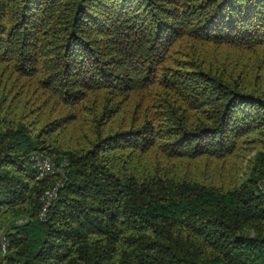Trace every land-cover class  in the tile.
Segmentation results:
<instances>
[{
    "label": "trees",
    "instance_id": "1",
    "mask_svg": "<svg viewBox=\"0 0 264 264\" xmlns=\"http://www.w3.org/2000/svg\"><path fill=\"white\" fill-rule=\"evenodd\" d=\"M185 40L264 50V0H0V264H264V92ZM19 82L67 109L15 116ZM243 142L230 184L180 168Z\"/></svg>",
    "mask_w": 264,
    "mask_h": 264
},
{
    "label": "rangeland",
    "instance_id": "2",
    "mask_svg": "<svg viewBox=\"0 0 264 264\" xmlns=\"http://www.w3.org/2000/svg\"><path fill=\"white\" fill-rule=\"evenodd\" d=\"M179 46V45H178ZM180 50L174 55L176 58L184 56V54H194L203 56L205 63H211V67L217 66L218 69L224 75L229 74L233 77L238 76L237 80L240 82H246L251 88L257 92H264V50L263 48H256L255 50L231 47L228 44H212V43H201L192 40H185L180 42ZM177 47V46H176ZM15 76V75H13ZM0 76V82H13L8 78L3 79ZM18 82V79H15ZM15 85L10 91V95H13V101L10 103L15 108V116L20 113L27 118H52L54 115L64 112L67 106L59 102L58 98H47L42 101L44 95L38 89V87L33 88V86H27L26 83L20 85ZM36 90V91H35ZM141 93L136 92V94L130 95L127 102L122 99L118 103V108L126 109L130 107V103L136 101L140 97ZM143 95V93L141 94ZM144 97V96H142ZM15 103V105L13 104ZM126 112V111H125ZM121 113V112H120ZM119 113V114H120ZM124 113V112H123ZM117 114V113H116ZM129 119V115L123 116ZM119 119V117L117 116ZM69 125V124H67ZM77 126H73L66 132L69 134H77ZM239 149L234 150L230 155L224 159H198L193 161H187L184 166H180L187 172L193 175L198 174L199 176L205 177L206 179L211 178L216 183L223 185L230 184L232 179H238L242 171L246 167V160L253 154V149H250V143H241ZM250 149V150H246ZM53 183L59 179L57 175H52ZM51 185V186H52ZM50 188V187H49ZM48 189V188H46ZM1 242L4 244V249H1V253L5 251L6 241L4 237L0 234V246Z\"/></svg>",
    "mask_w": 264,
    "mask_h": 264
},
{
    "label": "built area",
    "instance_id": "3",
    "mask_svg": "<svg viewBox=\"0 0 264 264\" xmlns=\"http://www.w3.org/2000/svg\"><path fill=\"white\" fill-rule=\"evenodd\" d=\"M30 161L31 168L34 170L35 179H40L47 175H57L59 177V179L50 188L44 190L40 196L42 205L38 215L43 218L49 200L56 195L57 188L62 185L61 178L64 176L63 167L66 162L65 159H63L58 164H54L51 155L40 152L32 153ZM256 190L261 196V205L264 208V176L257 181ZM1 249H4L3 242H1Z\"/></svg>",
    "mask_w": 264,
    "mask_h": 264
}]
</instances>
